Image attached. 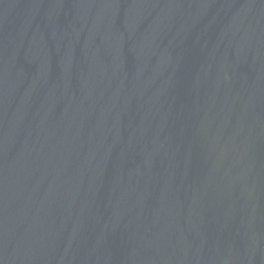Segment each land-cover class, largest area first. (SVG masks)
I'll return each instance as SVG.
<instances>
[{
    "label": "water",
    "instance_id": "95a60500",
    "mask_svg": "<svg viewBox=\"0 0 264 264\" xmlns=\"http://www.w3.org/2000/svg\"><path fill=\"white\" fill-rule=\"evenodd\" d=\"M0 264H264V0H0Z\"/></svg>",
    "mask_w": 264,
    "mask_h": 264
}]
</instances>
